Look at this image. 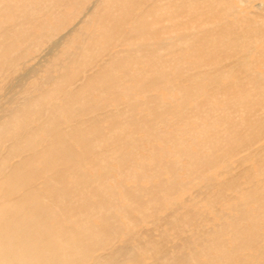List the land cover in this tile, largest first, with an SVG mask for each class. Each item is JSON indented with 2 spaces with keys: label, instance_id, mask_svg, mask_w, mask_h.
Here are the masks:
<instances>
[{
  "label": "bare ground",
  "instance_id": "6f19581e",
  "mask_svg": "<svg viewBox=\"0 0 264 264\" xmlns=\"http://www.w3.org/2000/svg\"><path fill=\"white\" fill-rule=\"evenodd\" d=\"M0 264H264V0H0Z\"/></svg>",
  "mask_w": 264,
  "mask_h": 264
},
{
  "label": "rangeland",
  "instance_id": "374dc122",
  "mask_svg": "<svg viewBox=\"0 0 264 264\" xmlns=\"http://www.w3.org/2000/svg\"><path fill=\"white\" fill-rule=\"evenodd\" d=\"M236 3H237V0H236ZM239 4H241V3H239ZM239 4H237V6L239 5ZM252 7H250L249 9L250 10H253V8L251 9ZM78 21V20H77ZM72 22V21H71ZM73 22H76V21H74L73 20ZM58 41V38H56V39H54L45 49H44V51H42L41 53H40V55L39 56H42V54L44 55L46 52H48L49 51V49L51 50V45L53 46L54 45V43H56V42ZM49 46H50V48H49ZM36 61H38V60H36V59H34V61L33 62H31V64L33 63V66L36 64ZM30 68V67H29ZM28 68V69H29ZM190 177V176H189ZM189 177H186L185 178V180L186 181H188V182H191L192 181V179H191V177L189 178ZM184 186H186V187H188L189 188V190L191 189L192 191H193V189L192 188H190L189 186H187V185H185L184 184ZM208 188H209V186H208ZM204 190L205 191H207L206 190V187L204 188ZM196 195V194H195ZM192 197V199H195V198H197V197H194V196H191ZM203 210H206L207 208H202ZM225 213V214H224ZM224 213H222V214H224V215H221L220 214V217H218L219 216V214L217 215V214H214V217L213 218H211L209 221H210V223H209V221H208V223L206 222V220H207V218L206 219H204V228H206L207 229V231L209 230L208 229V227L209 228H213V226L215 227L217 224H225V222H228L227 221V219H225L226 217V212H224ZM222 216V217H221ZM239 217H236V218H234L235 220H238V222H239V219H238ZM224 219V220H223ZM216 220V221H215ZM212 221H213V224H212ZM214 221H215V223H214ZM221 221V222H220ZM207 223V224H206ZM208 226V227H207Z\"/></svg>",
  "mask_w": 264,
  "mask_h": 264
}]
</instances>
